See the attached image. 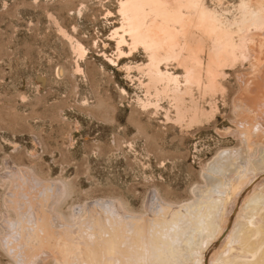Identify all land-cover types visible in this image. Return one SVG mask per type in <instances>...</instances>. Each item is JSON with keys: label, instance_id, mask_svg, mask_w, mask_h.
<instances>
[{"label": "rangeland", "instance_id": "obj_1", "mask_svg": "<svg viewBox=\"0 0 264 264\" xmlns=\"http://www.w3.org/2000/svg\"><path fill=\"white\" fill-rule=\"evenodd\" d=\"M120 2L0 0V264H53L44 256L61 254L56 238L76 230L80 218L73 221L72 212L81 205L116 200L142 216L155 193L170 204L191 201L208 163L223 149L242 153L240 132L251 116L261 120L252 96L257 89L264 100L259 47L261 64L246 59L224 67L221 90L192 89L206 115L178 121L171 97L149 87L144 48L130 47L126 33L117 43ZM160 67L182 75L175 61ZM237 100L254 104V115ZM254 167L242 198L264 191V165ZM219 234L234 249L242 241L230 229ZM67 236L77 241L76 232Z\"/></svg>", "mask_w": 264, "mask_h": 264}, {"label": "bare ground", "instance_id": "obj_2", "mask_svg": "<svg viewBox=\"0 0 264 264\" xmlns=\"http://www.w3.org/2000/svg\"><path fill=\"white\" fill-rule=\"evenodd\" d=\"M209 1L120 2L123 18L121 33L115 30L119 34L117 43L124 40L126 33L130 47L144 48L149 87L156 94L171 97L178 121L186 118L191 123L208 113L192 98L193 88L209 95L221 90L225 66L246 59H253L257 65L261 57L256 55V49L264 52V0H238L231 8L223 6V0ZM169 61L176 62L182 75L161 69L160 64ZM254 87L252 92L257 88ZM255 93L252 96L259 109L256 108L259 121L254 117L253 103L243 105L237 100L238 107L254 115L250 121L246 119L251 134L247 129L240 132L243 152L221 150L204 169V183L193 188L191 201L170 204L155 193L142 216L128 214L116 200L78 206L72 212V220L80 218L78 226L74 223L76 230L66 228L56 238L61 254L44 257H53V264H190L188 256L192 255L197 264H208L204 258L208 255L212 264H264V191L238 196L257 175L249 168L259 170L264 165V100L257 89ZM258 129L263 136L256 133ZM254 131L257 135H252ZM214 195L221 197L211 199ZM34 214L29 218L37 222V217L32 220ZM224 229L242 240L236 249L228 236L219 234ZM46 232L53 234L50 229ZM72 232L78 234L77 241L67 236ZM197 242L203 247L199 248Z\"/></svg>", "mask_w": 264, "mask_h": 264}]
</instances>
